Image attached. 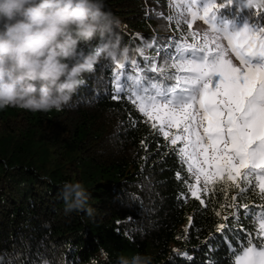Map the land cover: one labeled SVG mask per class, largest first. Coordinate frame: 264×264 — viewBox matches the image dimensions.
Segmentation results:
<instances>
[{
	"label": "trees",
	"instance_id": "1",
	"mask_svg": "<svg viewBox=\"0 0 264 264\" xmlns=\"http://www.w3.org/2000/svg\"><path fill=\"white\" fill-rule=\"evenodd\" d=\"M104 3L121 21L116 32L129 56L101 57L62 111L0 110V264H118V257L136 253L151 255L153 264H229L230 246L255 232V219L246 220L241 208L235 221L219 191L201 193V204L188 191L194 181L168 141L126 93L112 99L117 71L135 74L132 61L145 78L158 75L150 67L165 58L161 51L157 60V49L179 36L178 16L166 14L168 0ZM148 6L165 13L164 24L156 25ZM237 12L264 22V4L233 0L222 9L229 18ZM117 61L125 68L118 69ZM65 181H79L91 193L86 207L94 209L92 216L64 211L58 197ZM236 195L253 213L264 203L251 191L247 199Z\"/></svg>",
	"mask_w": 264,
	"mask_h": 264
},
{
	"label": "snow or ice",
	"instance_id": "2",
	"mask_svg": "<svg viewBox=\"0 0 264 264\" xmlns=\"http://www.w3.org/2000/svg\"><path fill=\"white\" fill-rule=\"evenodd\" d=\"M183 3L186 11L176 19L179 36L157 49V59L161 51L165 58L150 67L158 75L145 78L132 61L135 74L117 71L112 99L126 93L145 122L168 141L194 181L188 191L201 204V193L219 191L235 221L241 208L246 220L255 219V232L230 246L229 264H264V203L253 213L236 195L247 199L251 191L264 201V22L240 12L223 15L233 0ZM198 21L205 29H194ZM117 67L125 65L117 61ZM230 192L236 194L229 197Z\"/></svg>",
	"mask_w": 264,
	"mask_h": 264
},
{
	"label": "clouds",
	"instance_id": "3",
	"mask_svg": "<svg viewBox=\"0 0 264 264\" xmlns=\"http://www.w3.org/2000/svg\"><path fill=\"white\" fill-rule=\"evenodd\" d=\"M248 7L264 0H245ZM121 21L104 0H0V110L62 111L101 59H126L116 29ZM96 45L88 50L81 44ZM91 193L79 181H65L64 211L85 212ZM118 264H153L151 255L120 256Z\"/></svg>",
	"mask_w": 264,
	"mask_h": 264
},
{
	"label": "rangeland",
	"instance_id": "4",
	"mask_svg": "<svg viewBox=\"0 0 264 264\" xmlns=\"http://www.w3.org/2000/svg\"><path fill=\"white\" fill-rule=\"evenodd\" d=\"M168 1H169V6H168V9L166 10V14L172 12V13L176 14L178 16V18H181L182 14H184L185 11H186V5L183 3V0H168ZM149 6L152 7L153 5L151 4ZM149 6L147 7V9H145V11L147 13H149L150 15H152L155 18L156 25L157 26H160V25L164 24L165 23L164 22V20H165V13L163 11L157 10L155 8L152 9ZM166 18H167V16H166ZM202 26L203 25L201 24V22L198 21V22H196L194 24V29H200V30H202V28H201ZM164 31L166 32V30H164ZM157 60L155 59V61H157Z\"/></svg>",
	"mask_w": 264,
	"mask_h": 264
},
{
	"label": "built area",
	"instance_id": "5",
	"mask_svg": "<svg viewBox=\"0 0 264 264\" xmlns=\"http://www.w3.org/2000/svg\"><path fill=\"white\" fill-rule=\"evenodd\" d=\"M190 175V174H189Z\"/></svg>",
	"mask_w": 264,
	"mask_h": 264
}]
</instances>
